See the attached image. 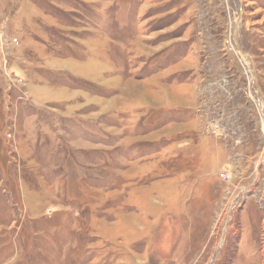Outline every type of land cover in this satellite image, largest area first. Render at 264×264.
Returning a JSON list of instances; mask_svg holds the SVG:
<instances>
[{
	"label": "rangeland",
	"instance_id": "1",
	"mask_svg": "<svg viewBox=\"0 0 264 264\" xmlns=\"http://www.w3.org/2000/svg\"><path fill=\"white\" fill-rule=\"evenodd\" d=\"M253 69L264 0H0V264H264Z\"/></svg>",
	"mask_w": 264,
	"mask_h": 264
},
{
	"label": "water",
	"instance_id": "2",
	"mask_svg": "<svg viewBox=\"0 0 264 264\" xmlns=\"http://www.w3.org/2000/svg\"><path fill=\"white\" fill-rule=\"evenodd\" d=\"M242 16H243V10L241 11L240 15H239V18H238V23H237V27H236V35H235V41H236V45H237V48L238 50L240 51V53L251 63V65H253L252 63V60L251 58L245 54L240 46V42H239V30H240V26H241V23H242ZM253 75H254V79H255V84H256V87L258 89V92L261 96V99L263 101V115H264V96L260 90V87H259V83H258V78H257V75H256V72L255 70L253 69Z\"/></svg>",
	"mask_w": 264,
	"mask_h": 264
}]
</instances>
